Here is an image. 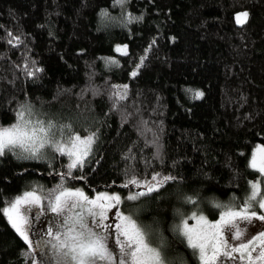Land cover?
Wrapping results in <instances>:
<instances>
[{"label": "trees", "instance_id": "trees-1", "mask_svg": "<svg viewBox=\"0 0 264 264\" xmlns=\"http://www.w3.org/2000/svg\"><path fill=\"white\" fill-rule=\"evenodd\" d=\"M23 106L95 142L75 168L57 152L0 156V264H30L4 209L59 182L157 185L122 209L159 233L169 264H201L173 228L193 212L217 219L228 210L217 203L239 209L258 176L248 161L264 145V0H0V126Z\"/></svg>", "mask_w": 264, "mask_h": 264}, {"label": "snow or ice", "instance_id": "snow-or-ice-1", "mask_svg": "<svg viewBox=\"0 0 264 264\" xmlns=\"http://www.w3.org/2000/svg\"><path fill=\"white\" fill-rule=\"evenodd\" d=\"M117 2L123 3V0H117ZM247 17L248 13L243 12L238 14L236 19L238 23L243 24ZM135 74L133 72V75ZM197 95L202 96L203 93H197ZM17 117V123L9 127L0 126V156L4 155L6 150L19 149L21 153L28 154L27 158H38L42 149L53 145L57 151H65L64 146L55 141V136L62 132L63 128H70V125L63 126L57 132H53V128L56 126L51 121L36 120L33 122L31 119H25L23 110L17 113ZM68 138L71 149L67 155L75 157L69 168H75L82 163V156H87L90 152L91 145L95 142V133L81 139L79 135L69 131ZM81 146H84L83 150H81ZM257 151L264 152V146H257ZM251 167H258L259 171L264 173V158H261L258 164L257 156L254 153ZM155 179L153 177V180ZM172 179L175 178L165 177L159 183L162 184ZM130 182L137 183L136 180ZM154 190L155 186L150 184L147 191L150 193ZM144 194L138 193L128 199L135 200ZM99 199L101 197L90 200L79 189L73 191L61 186L59 193L48 202L50 211L55 213L58 218V231L55 236L58 243L53 247L61 250L65 260L70 259L75 264H169L164 254L166 244L162 239H159V233L155 229L138 223L132 215L122 213L119 214V223L105 224L103 221L106 218V208L103 204L97 206ZM107 199L113 200L116 205L121 202L119 196L107 197ZM22 202L38 204L40 197L34 192H26L23 197H17L10 208L4 209L10 219L13 218L12 213ZM186 202L196 203L191 197L186 198ZM254 205L264 209V194L260 193L258 183L251 185L250 195L240 205L239 211H232L229 205L217 203L215 205L217 209L228 210L223 211L216 222H209L205 216H197L193 212L188 219H192L194 224L189 225L188 219L181 216L180 223L174 226L173 231L186 241L202 264H213L217 259L220 247H225L226 255L229 252H239L241 258H244L246 254L249 264H253L252 252L257 249L251 246L256 241L259 242V252L255 261L264 264V232L232 249L226 248L227 241L223 238V231L226 229L233 234L235 239H240L242 232L239 224L242 221L251 222L253 219L264 221V214H258L253 210ZM13 226L27 241L28 236L21 230L15 219H13ZM47 231L48 234H51L52 228L49 227ZM110 239L113 241L114 247H110ZM209 249H211V255H209Z\"/></svg>", "mask_w": 264, "mask_h": 264}, {"label": "rangeland", "instance_id": "rangeland-1", "mask_svg": "<svg viewBox=\"0 0 264 264\" xmlns=\"http://www.w3.org/2000/svg\"><path fill=\"white\" fill-rule=\"evenodd\" d=\"M243 13L238 12L234 15L235 22H237V15ZM243 19V18H242ZM241 24V23H238ZM119 49V50H118ZM115 50L117 52H122L125 50V45L118 44L115 47ZM23 110L25 112V119H31L33 122L36 120H43L45 122H48L44 120L43 118L37 116L34 113V109L31 106H23L19 111ZM18 111V112H19ZM18 117H16L15 121L7 126L3 127H9L12 124L17 123ZM53 123V122H52ZM55 125V123H53ZM56 126V125H55ZM63 127H54L53 132H57L58 129H61ZM72 128V127H71ZM68 132L67 128H63V131L60 132L55 136V141L60 143L64 146L65 151L60 152L57 151L55 146L52 147H46L45 149L41 150V153L38 157L43 158V160H50L51 154L53 152L62 153L65 154L69 159V165L72 163V160L75 157H69L67 155V152L71 149V143L69 142L68 138ZM72 132V131H71ZM75 134V133H74ZM79 135V134H77ZM90 135V134H88ZM88 135H79L81 139L85 138ZM257 146H264L262 144H257L249 157L248 165L251 169H254L257 171L258 176H256L254 179L248 180V186L251 191V185L258 183L260 193L264 194V173H261L259 171V168H253L251 167V161L253 154L255 153L257 156V162L259 164L261 158H264V152H258ZM84 146H81V150H83ZM19 150V149H18ZM21 151V150H20ZM28 155V154H27ZM86 156H82V161ZM61 178L64 177L63 174L60 175ZM61 186L66 189L70 190H81L85 196H87L90 200L96 199L97 197H101V199L97 200V206L100 204H103L106 208V218L104 219L105 224L114 225L116 223H119V214L122 213L124 215H128L124 212L122 209L123 205H129L135 200H130L128 197L137 195L138 193H148L147 189H142L143 187H139V190L136 191H93V192H87L81 187H67L66 185L63 186L61 182H59L56 185H53L50 189H41L37 187H31L30 189H27L23 191L21 194L16 196L12 202L7 208H10L17 197H23V194L26 192H34L35 195L40 197V203L36 204H29L26 202H22L16 210L12 213V219L9 218V215H7V219L11 226H13V219L17 221L19 224V227L22 231L25 232V234L28 236V240L26 241L23 236L20 235V232L17 231L16 227L13 226V228L16 230V232L23 238V240L27 244V255L30 256V264H75L74 261L65 260L62 256L61 250L58 248H54L53 245L57 244L58 241H56L55 236L58 231V224H57V215L55 213H52L50 211V208L48 206V202L54 198L55 195L59 193V190H61ZM155 188H157V185H154ZM147 187V186H146ZM250 195V194H249ZM112 196H119L120 197V203L118 205L115 204V202L111 199H107V197ZM141 196V195H140ZM138 196V198L140 197ZM137 198V199H138ZM96 207V206H93ZM257 209H255V205L253 206V210H255L258 214H264V209H260L258 206H256ZM6 208V209H7ZM232 211H239V209H231ZM74 214V213H70ZM30 219L28 221L27 219ZM220 216L217 219L209 220V222H216L219 220ZM28 223V224H26ZM189 225L194 224V221L192 219H188ZM52 228V233L48 234V228ZM239 228L242 232V236L240 239H235L233 237V234L229 233L226 229L223 231V238L225 241H227L226 248L232 249L235 247H238L241 243H247L249 240H251L253 237H257L259 233L264 232V221H259L257 219L251 220V222H240ZM61 236L63 238V233L61 232ZM51 241V243H49ZM31 242V243H29ZM110 247H114L113 241L110 239L109 241ZM251 247H255L257 250L252 252L253 257V264H260V262L255 261V257L258 255L259 252V242L256 241ZM209 255H211V249H209ZM202 264V262H201ZM213 264H249V261L247 259L246 254L244 255V258H241V253L239 252H229L227 255L225 254V247H220L219 252L217 253V259L213 262Z\"/></svg>", "mask_w": 264, "mask_h": 264}]
</instances>
